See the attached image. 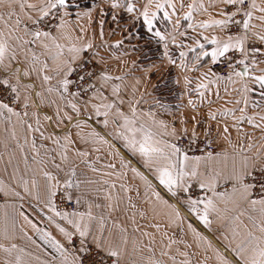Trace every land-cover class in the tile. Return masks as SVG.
Masks as SVG:
<instances>
[{
  "label": "snow or ice",
  "instance_id": "6c2138e0",
  "mask_svg": "<svg viewBox=\"0 0 264 264\" xmlns=\"http://www.w3.org/2000/svg\"><path fill=\"white\" fill-rule=\"evenodd\" d=\"M0 264H264V0H0Z\"/></svg>",
  "mask_w": 264,
  "mask_h": 264
},
{
  "label": "crops",
  "instance_id": "0c3cea01",
  "mask_svg": "<svg viewBox=\"0 0 264 264\" xmlns=\"http://www.w3.org/2000/svg\"><path fill=\"white\" fill-rule=\"evenodd\" d=\"M192 220H193V223H196V224L199 223L198 221L195 220V218H192ZM200 227L202 230H204L202 225ZM204 231L210 237V239L214 241V243L218 247H220L221 249H224L226 242L215 232V228L213 229L212 232H208L207 230H204ZM228 254L231 255V253H228Z\"/></svg>",
  "mask_w": 264,
  "mask_h": 264
},
{
  "label": "trees",
  "instance_id": "16d2710c",
  "mask_svg": "<svg viewBox=\"0 0 264 264\" xmlns=\"http://www.w3.org/2000/svg\"><path fill=\"white\" fill-rule=\"evenodd\" d=\"M81 3L82 4H90L91 3V0H81Z\"/></svg>",
  "mask_w": 264,
  "mask_h": 264
},
{
  "label": "rangeland",
  "instance_id": "374dc122",
  "mask_svg": "<svg viewBox=\"0 0 264 264\" xmlns=\"http://www.w3.org/2000/svg\"><path fill=\"white\" fill-rule=\"evenodd\" d=\"M194 218V217H193Z\"/></svg>",
  "mask_w": 264,
  "mask_h": 264
}]
</instances>
